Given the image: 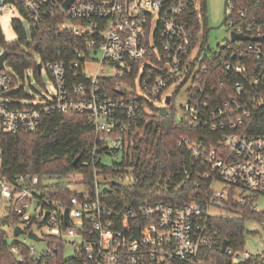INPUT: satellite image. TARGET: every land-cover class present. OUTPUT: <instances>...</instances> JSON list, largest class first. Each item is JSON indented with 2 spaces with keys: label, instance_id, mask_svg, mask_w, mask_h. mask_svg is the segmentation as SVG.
<instances>
[{
  "label": "built area",
  "instance_id": "1",
  "mask_svg": "<svg viewBox=\"0 0 264 264\" xmlns=\"http://www.w3.org/2000/svg\"><path fill=\"white\" fill-rule=\"evenodd\" d=\"M8 8L28 26L58 19L84 47L69 65L39 62V74L46 69L56 94L33 104L11 100L8 94L22 83L17 78L13 85L5 63L0 139L34 132L45 114L57 112L87 113L96 131L94 145L79 160L83 169L92 167L89 181L80 170L63 178L0 171V202L6 205L0 219L23 230L24 238L12 245L18 262L31 256L35 264H60L61 252L67 264H210L200 255L217 233L210 220L226 212L230 199L250 201L253 212L264 215V0H227V37L216 46L205 31L204 0H0V10ZM90 64L95 73H87ZM79 76L89 82H75ZM111 77L121 78L117 95L102 83ZM186 84L182 120L207 132L178 139L191 159L182 184L202 187L201 201L158 199L152 190L126 197L144 171L142 158L134 155L136 138L146 137L144 117L155 108L160 114L161 107L173 114V101ZM3 157L0 147V168ZM26 239L45 240L46 247L39 251ZM66 247L72 249L68 256ZM225 253L231 264L256 257L253 264H264V251L227 246Z\"/></svg>",
  "mask_w": 264,
  "mask_h": 264
},
{
  "label": "trees",
  "instance_id": "2",
  "mask_svg": "<svg viewBox=\"0 0 264 264\" xmlns=\"http://www.w3.org/2000/svg\"><path fill=\"white\" fill-rule=\"evenodd\" d=\"M205 31L208 34L210 27L207 23V5L204 0ZM56 18H47L40 25H30L27 28L18 18L12 20V26L17 33V39L6 40L0 23V47L9 51L6 66L13 71L14 82L19 78L22 84L8 95L14 99L28 97L23 87V78L27 70L32 69L37 81L41 82L38 63L48 61H64L67 65L79 59L77 49L84 47V40L66 28L58 25ZM70 69V68H69ZM120 77H111L102 82L110 91L117 95L116 82ZM89 82V79L78 77L75 82ZM156 111L144 117L148 120L146 137H137L139 146L135 147L134 155L142 158V167L139 183L132 186L126 197H145L149 190L154 191V198L173 202L201 201L197 187L191 181L182 184L185 167L191 163L188 151L179 146L178 139L183 134L195 136L205 135L204 128L192 129L184 120L178 122L174 113L160 115ZM264 132V129H262ZM96 131L92 120L87 113L68 112L51 113L42 117L38 129L34 132L21 131L4 134L0 139L4 157L0 168L3 174L9 176L15 173L33 172L41 176L65 177L75 170L84 171L89 181L92 167L83 169L81 161L76 166L73 161L79 155L85 157L94 145ZM250 217L263 218L264 215L253 212L252 203L244 205L232 199L227 203L226 212L214 216L210 220V228L216 233L213 244L203 249L201 257L210 264H231V257L222 252L223 241L228 240V248L233 251L244 250L246 220ZM7 218L0 219V264H35L31 256H27L23 263L18 262L12 252V245L7 241L4 226L10 225ZM23 248V244L21 245ZM56 260L60 264H67L59 252ZM258 258L250 259L242 264H253ZM170 264H187L181 261H171Z\"/></svg>",
  "mask_w": 264,
  "mask_h": 264
},
{
  "label": "rangeland",
  "instance_id": "3",
  "mask_svg": "<svg viewBox=\"0 0 264 264\" xmlns=\"http://www.w3.org/2000/svg\"><path fill=\"white\" fill-rule=\"evenodd\" d=\"M207 5V23L208 26H216L220 23L223 17V5L224 0H206ZM16 17H20V14L17 10L13 12L10 9H5L3 11L0 10V23L2 26V30L6 40L13 41L17 39V33L12 26V20ZM22 21L24 26L27 28L29 25L28 20L22 17ZM227 37V31L225 25L221 26L217 29H210L209 30V43L211 46H216L218 43L222 44ZM2 48L0 47V50ZM90 68L88 70V74L95 73L93 68V64L89 65ZM41 82L37 81L32 69H29L25 75V79L23 81V86L25 89L26 94L28 97L21 98V99H13V102H18L21 104H33L44 99H50L56 94V88L50 79L47 71L45 68L42 69L41 73ZM22 83V81H21ZM188 87L186 84L184 88L178 93L176 98L173 101V113L174 119L176 122L182 120L185 117L183 111V105L186 99L185 89ZM259 207L264 208V197H260ZM6 208V205L3 202H0V209L2 212ZM246 229L247 233H245L244 238V246L245 249L257 253L264 251V217L257 218V217H250L246 220ZM4 229L7 234V241L9 244H13L18 240L23 239V236H15L13 234V228L10 225H5ZM28 242L33 243L36 245L37 250H43L46 247V241H33L30 239H26ZM72 253V249L66 247L65 254L68 256Z\"/></svg>",
  "mask_w": 264,
  "mask_h": 264
},
{
  "label": "water",
  "instance_id": "4",
  "mask_svg": "<svg viewBox=\"0 0 264 264\" xmlns=\"http://www.w3.org/2000/svg\"><path fill=\"white\" fill-rule=\"evenodd\" d=\"M226 12H227V0H224L222 20L220 21V23L218 25L210 26V29H217V28H220L221 26L224 25V22H225L226 17H227ZM233 35H234L233 37H240V36L242 37L243 36V35L237 34V33H234ZM256 39H259V38L256 37ZM8 56H9L8 50L5 49V50L0 51V69L4 68ZM41 65H42L41 63H38V70L39 71L41 70ZM169 102H170V98H167V103H169ZM159 111H160L161 115H167L168 114V110L166 109V107H161ZM80 159H81V155L77 156L75 158V160L73 161V165L76 166ZM68 211L69 210L67 209V211H66L67 214H68ZM21 233H23V230L19 226H17L13 230V234L15 236H19ZM28 235L33 240H40V238L34 232H30ZM134 236L139 238V227L135 228ZM227 246H228V240L225 239L223 241L222 247H221L222 252H225V249Z\"/></svg>",
  "mask_w": 264,
  "mask_h": 264
}]
</instances>
